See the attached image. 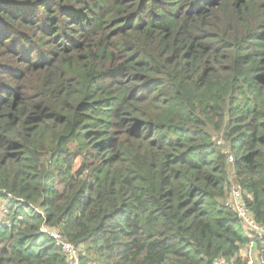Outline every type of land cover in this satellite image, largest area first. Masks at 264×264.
<instances>
[{"label":"trees","instance_id":"trees-1","mask_svg":"<svg viewBox=\"0 0 264 264\" xmlns=\"http://www.w3.org/2000/svg\"><path fill=\"white\" fill-rule=\"evenodd\" d=\"M230 171L264 225V0H0V264H245Z\"/></svg>","mask_w":264,"mask_h":264},{"label":"built area","instance_id":"built-area-1","mask_svg":"<svg viewBox=\"0 0 264 264\" xmlns=\"http://www.w3.org/2000/svg\"><path fill=\"white\" fill-rule=\"evenodd\" d=\"M232 162V158L229 159ZM249 196L237 184L228 191L222 205L235 213L239 219L244 234L249 237L247 246L242 249L245 264H264V225L256 221L254 213L248 207L246 199ZM64 254L67 264H83L85 249L78 244L66 240L65 237L44 231ZM214 264H229L226 258H219Z\"/></svg>","mask_w":264,"mask_h":264},{"label":"rangeland","instance_id":"rangeland-1","mask_svg":"<svg viewBox=\"0 0 264 264\" xmlns=\"http://www.w3.org/2000/svg\"><path fill=\"white\" fill-rule=\"evenodd\" d=\"M236 185H237V182H236V180H235V178L233 176V171H230V188L231 187L233 188ZM43 230L46 231V232L56 233V234H59V235L63 236L62 233L58 229L52 228V227H50L48 225H44L43 226Z\"/></svg>","mask_w":264,"mask_h":264}]
</instances>
